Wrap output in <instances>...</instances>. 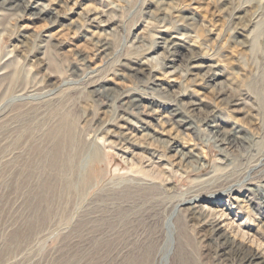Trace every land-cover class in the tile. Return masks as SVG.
<instances>
[{
    "label": "rangeland",
    "instance_id": "rangeland-1",
    "mask_svg": "<svg viewBox=\"0 0 264 264\" xmlns=\"http://www.w3.org/2000/svg\"><path fill=\"white\" fill-rule=\"evenodd\" d=\"M31 1L58 17L19 16V9L0 5V264H130L145 251L149 264L167 257L168 264H236L214 253V241L184 206L173 219L167 253V221L182 194L209 196L234 183L240 186L233 198L203 203L224 209L235 223L229 231L264 255V208L263 214L256 208L264 201V13L258 0ZM174 34L216 65L213 81L205 82L206 69L191 74L181 61L188 52L175 68L168 66L173 49L164 43ZM104 37L110 48L100 51L96 39ZM136 58L146 60L151 73L136 76L128 63ZM103 81L119 94L138 91L140 106L120 107L100 96ZM231 98L241 104L231 105ZM195 100L201 114H217L224 127H244L241 134L250 140L231 145L230 160H222L205 129L173 119L171 109L179 111L177 119ZM108 122L151 148L124 151ZM66 123L73 126L72 141L64 136ZM176 138L201 152L200 167L184 171L172 164L164 141ZM58 142L64 152L51 167ZM160 169L174 180L172 190L142 183L140 177ZM249 183L259 188L254 201L243 189L253 187ZM180 227L185 237L177 234Z\"/></svg>",
    "mask_w": 264,
    "mask_h": 264
},
{
    "label": "bare ground",
    "instance_id": "bare-ground-1",
    "mask_svg": "<svg viewBox=\"0 0 264 264\" xmlns=\"http://www.w3.org/2000/svg\"><path fill=\"white\" fill-rule=\"evenodd\" d=\"M258 3H260V6L262 7V10L264 13V0H258ZM0 5L3 7H5L7 5L8 7L19 9L21 11V14L19 16H24V15H26V13L30 12L32 14H38L39 16L56 17V18L58 17V16H55L57 14L54 13L50 9V7H47L44 5L38 6V4H36L35 2H32L31 0H0ZM111 18L106 19L107 25L113 24V19H111ZM240 33H242V31H240ZM110 43H111L110 39L106 38V37L96 39L97 49L100 51H105V50L109 49ZM167 45H168V48L173 49L172 50L173 58L168 59V61H170V62H168L169 67L175 68L174 65H175L176 60L179 57H182L181 56L182 54H185L188 52V54H185L182 57L181 61H182V63H184L188 67V70L191 71V74L196 75L195 74L196 71L206 69V71H205L206 76L204 75L206 77L205 82L213 81L216 78V76H218L220 74L218 71L217 72L215 71L214 68L216 65L211 64V60L209 58H206V57L198 54L195 51L194 46L192 44H190L189 42H187L186 40L184 41V39L181 38L180 36H176L174 34L173 36L168 38L166 40V42L164 43V47H166ZM128 63H129L130 70L136 76L137 75L145 76L146 74L148 75V73H151L150 68H149V63L146 60H142V58H136L134 61L129 60ZM176 70H177V68H176ZM191 74H189V75H191ZM101 87L103 89L101 91H98V94L100 96H102V97L104 96L105 98H108V99L115 98V101L118 103V105L120 107H133V106L139 107L140 106V100L141 99H140L138 91H136V90H132L125 95H123L121 93L119 94V92H117V90L113 89L111 86H109L104 81L101 82ZM228 102L233 106L241 104L239 99L237 100L234 98L229 99ZM157 103H158L157 99H155V98L150 99L149 104L151 106L157 105ZM199 106H200V103L197 100H195L191 103H185V106L184 107L182 106L183 107V113L177 119H175V118L178 116V114H180L179 111H177V109H171V112L173 114L172 116L174 117L173 119L175 120L176 123H178V126L179 125L184 126V127L186 126L188 128L193 129L194 131H197V130L203 131V129H205L207 132H209L212 135L213 140L215 141V144H217L221 148V150L224 152V154L222 156V160L224 162H226L230 158V155H229L230 153H229L228 149L231 147V145L239 143L238 142L239 140H242V141H245L246 143H248L250 138L241 134L245 130L241 124H238L235 122V124H233V125L231 124L232 127L231 126L230 127H224V124H223V122H225L224 119L219 118L218 115L213 113V112L207 113L204 115L201 114L200 111L202 110V108H200ZM195 119H197L199 121L200 125L203 124L204 128H202L200 125H195L193 123V121H195ZM109 123L110 122H108L107 124L105 123L107 130L109 131V135L111 137H116V135H117L118 138H120L121 148H123L124 151L127 149L129 150V147L131 145L133 147L139 146L140 148L141 147L151 148L150 145L148 146L145 144L137 143L136 140L133 138V134L131 135L130 133H127L128 131H125L126 130L125 126H122V125L120 126V125L113 124V123L110 125ZM72 127L73 126L69 125L68 123H66L65 126L63 127L64 136H65V138H67L70 141H72L73 137H74ZM148 132L144 131L143 128L140 130V133H142V135L154 137L151 133L149 134ZM106 135H108V134H106ZM164 142L166 143L165 146H167V148L171 152H173L172 157L174 156V159H173L172 164H175L178 166L180 165L181 167H179V168H184L183 169L184 171L187 169H190V168L197 167V166L200 167V162H199L200 161V155H201L200 151H199L200 152V155H199V152L197 153L196 150L193 148H187L177 138L175 140L174 139L171 141L166 140ZM62 151H63L62 150V142H60V143L58 142L56 144L55 148H53V150L50 151L49 155L53 156V158L51 159L49 166H51V167L57 166V164L59 163L58 159L61 156ZM56 162H57V164H56ZM146 164H148V163H146ZM258 166H259V164H257L255 167H253L251 169L249 174H247V176H246V178H247L246 180H249L251 173H253ZM162 171L160 169L156 172H153V174L151 172V174L149 176L142 177V178L140 177V179H141L142 183L153 186L155 188L154 191H156V192L162 191L160 188L161 186H163L164 190H172L176 185L174 180L172 178L166 177V174L165 175L162 174L164 172V171L163 172ZM145 173H147V172H145ZM146 175H148V173ZM249 184H252V183H249ZM238 186H240V185H237L235 183L230 184L228 187H226V189H223V190L218 191V192L210 193L209 194L210 198H209V196H205L202 194H196V195L188 196V197L185 196V194H182V196L176 202L174 209L171 212V214L168 218V221H167V225H168L167 228H169V231H170V233H168V237H169L168 250L169 249L170 250L167 253L168 254L171 253L172 240H173V238L175 239L174 228L176 229V226H175L173 219L179 218L178 214L180 212V207L184 206L182 209L185 211L187 210V212L191 215V217L197 218V221H199L202 228L206 230V234H205L206 237H209L210 241H214V243L210 242V244H212L211 247L213 248V251L217 256H219V257L227 256L226 258H229V255H230V256H232V259L234 261H236V264H264L263 251H261V249L259 247H256L252 244H248L244 240H241V239L237 238L236 236H234L229 231V228H227V227H231V226L235 225V223L233 221H231L229 214L227 212H225L224 209H222V210L214 209V208L209 207L208 205H204V203H203L205 200H208V201L210 200V202H213V200H215V197L217 198V196L223 197V195H227L228 196L227 198H233L231 193L233 191L238 190V188H237ZM252 186H253V184H252ZM49 189H51V188H49ZM243 189L248 190V192H250L249 195L252 194V196L247 195V197H248L247 200L248 201H252V200L254 201L253 194H257V191L259 192V188H257V186H253V187L249 186L248 187V185H247V186H244ZM47 191H50V190H47ZM47 193L42 195V199L40 198L46 204L49 203L51 200L49 192H47ZM36 207H37L36 210L39 213L40 212L39 208H41V207H40V205L39 206L37 205ZM256 208L258 209V212L263 214L262 211L264 208V201H262V200H260L259 202L257 201ZM184 228L185 227L178 228L179 230H177V234L182 233L183 236L185 237ZM243 233H244V236H245V234H247V232H243ZM175 243H176V240H175ZM184 256H185V253H184ZM133 258H131L132 261L130 264H149L150 251H145V253H143L141 256H138V257L136 256ZM168 262H169V260L167 257L165 259V262H162V263L168 264Z\"/></svg>",
    "mask_w": 264,
    "mask_h": 264
}]
</instances>
